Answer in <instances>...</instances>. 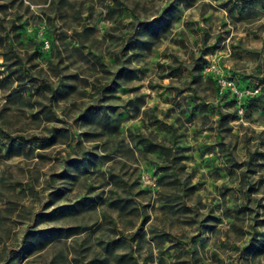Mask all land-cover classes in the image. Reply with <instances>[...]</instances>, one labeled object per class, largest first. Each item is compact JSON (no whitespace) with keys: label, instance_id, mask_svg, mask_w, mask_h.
Wrapping results in <instances>:
<instances>
[{"label":"rangeland","instance_id":"374dc122","mask_svg":"<svg viewBox=\"0 0 264 264\" xmlns=\"http://www.w3.org/2000/svg\"><path fill=\"white\" fill-rule=\"evenodd\" d=\"M0 264H264V0H0Z\"/></svg>","mask_w":264,"mask_h":264}]
</instances>
